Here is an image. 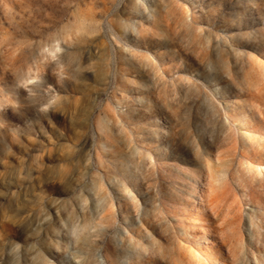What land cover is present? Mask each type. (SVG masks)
<instances>
[{
  "label": "rangeland",
  "instance_id": "1",
  "mask_svg": "<svg viewBox=\"0 0 264 264\" xmlns=\"http://www.w3.org/2000/svg\"><path fill=\"white\" fill-rule=\"evenodd\" d=\"M0 264H264V0H0Z\"/></svg>",
  "mask_w": 264,
  "mask_h": 264
},
{
  "label": "bare ground",
  "instance_id": "2",
  "mask_svg": "<svg viewBox=\"0 0 264 264\" xmlns=\"http://www.w3.org/2000/svg\"><path fill=\"white\" fill-rule=\"evenodd\" d=\"M203 241H204L203 243H208L205 239Z\"/></svg>",
  "mask_w": 264,
  "mask_h": 264
}]
</instances>
